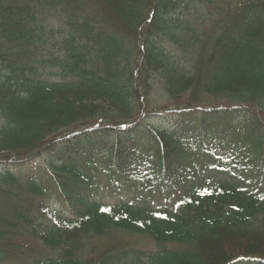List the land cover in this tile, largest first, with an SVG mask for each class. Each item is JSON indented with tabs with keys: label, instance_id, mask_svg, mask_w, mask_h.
<instances>
[{
	"label": "trees",
	"instance_id": "1",
	"mask_svg": "<svg viewBox=\"0 0 264 264\" xmlns=\"http://www.w3.org/2000/svg\"><path fill=\"white\" fill-rule=\"evenodd\" d=\"M28 239L31 264H264V0H0V259Z\"/></svg>",
	"mask_w": 264,
	"mask_h": 264
},
{
	"label": "rangeland",
	"instance_id": "2",
	"mask_svg": "<svg viewBox=\"0 0 264 264\" xmlns=\"http://www.w3.org/2000/svg\"><path fill=\"white\" fill-rule=\"evenodd\" d=\"M167 43V41H162V44H164V46L166 47V49L169 51V47L165 44ZM172 49H170L171 51ZM172 53V52H171ZM166 97H158L157 98V102H155V99H152L151 102L153 105H157V106H161L163 109H167V104L170 103H165L166 102ZM172 110H162L158 113H161V118L160 120L156 121V124L158 125H162V126H166V127H171V129L178 127L179 125V121L177 119L176 116H174L173 114H169L171 113ZM163 113H167L166 116ZM103 179H100V182H102ZM137 197H139L141 199V201L145 202L146 204H149L152 207H158L159 205L162 206L163 203L159 202L162 200V196L160 194H155V195H151L148 193H141L140 195H138ZM97 198L100 199L101 201H104L106 203H110V204H117L118 202H120L122 199H127V198H132L129 195H125L123 192H119V193H111V192H106V190H102L101 192L99 191V194L97 195ZM49 205L50 208L53 210H55L56 212H58L59 215L61 216H68L69 212L67 210H65L63 207H61L60 205L57 204L56 200H50L49 201ZM115 238L114 237H107L104 238L102 240H95L94 242V246H96V249L94 248V250H102V249H106L108 248V246H110L114 241ZM29 246L33 247L36 249V246L29 241ZM138 248H140V250H142L144 252V254H152L154 252H156L158 250V247H156V245H154V243L150 240V239H143L140 240L138 242ZM4 264H19L18 262H9V263H4ZM20 264H27L26 262H22Z\"/></svg>",
	"mask_w": 264,
	"mask_h": 264
}]
</instances>
